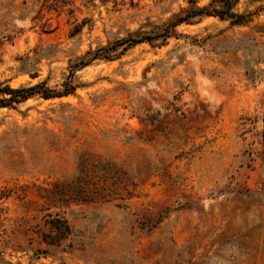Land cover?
Listing matches in <instances>:
<instances>
[{"label": "rangeland", "instance_id": "374dc122", "mask_svg": "<svg viewBox=\"0 0 264 264\" xmlns=\"http://www.w3.org/2000/svg\"><path fill=\"white\" fill-rule=\"evenodd\" d=\"M0 0V264H264V0ZM127 35L151 36L76 66Z\"/></svg>", "mask_w": 264, "mask_h": 264}, {"label": "trees", "instance_id": "16d2710c", "mask_svg": "<svg viewBox=\"0 0 264 264\" xmlns=\"http://www.w3.org/2000/svg\"><path fill=\"white\" fill-rule=\"evenodd\" d=\"M238 0H215V3H208L202 6H191L183 14L169 21L162 30L163 35L167 36L170 29L182 22H189L194 17L215 16L221 20H227L231 25H241L249 20L250 13L238 12L235 6ZM151 36L127 35L114 40L113 42L100 46L87 52L86 57L77 61L76 66L82 67L95 59L111 60V53L117 46H123V49L135 45L144 40L151 39ZM76 85L66 78L59 88L50 87L45 81L34 84L11 86L5 81H0V108H13L17 104L27 99L38 96L44 99L60 97L74 92Z\"/></svg>", "mask_w": 264, "mask_h": 264}]
</instances>
